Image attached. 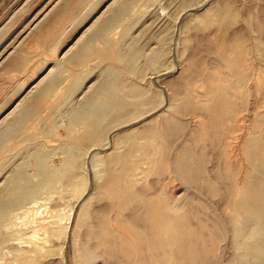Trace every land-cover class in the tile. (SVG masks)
Listing matches in <instances>:
<instances>
[{"label": "rangeland", "instance_id": "1", "mask_svg": "<svg viewBox=\"0 0 264 264\" xmlns=\"http://www.w3.org/2000/svg\"><path fill=\"white\" fill-rule=\"evenodd\" d=\"M122 5H127L126 11L119 12L121 9L118 11L117 8ZM223 8L226 13L219 17L217 13ZM115 11L119 12L118 17L106 27L103 39H95L97 30ZM205 12L209 17L217 14L209 24L206 21L209 17H203L207 16ZM262 25L264 0H0V99L10 82H19L16 94H10L0 105V193H5L1 190L14 174L18 179L29 178L31 183L42 184L41 194L38 192L33 196L39 195V200L33 198V202L29 200L27 205L20 203L21 207L11 209L0 220V264H118L101 242L110 240L112 235L118 236L120 229L116 221L137 211L138 199H131L132 202L130 199L124 202L120 197L115 199L114 196H118L116 191H113L112 198V193H107L110 190L103 187L106 169H121L118 164L110 165V159L115 155L121 157L120 163L124 167L127 166L124 173L132 192L161 190L165 197L185 202L187 206L183 213L186 210L192 212L191 225L194 228L203 218L208 227L220 220L225 214L224 200L230 194L225 185L233 180L237 171L233 165L242 163L247 141L264 123V115H260L264 112ZM234 34L242 37L241 45L245 49L240 47L241 53L238 50L233 54L228 49ZM85 45L89 46V52L85 56H74ZM117 52L118 57L112 55ZM110 67L112 70H107ZM120 79L122 89L117 85L109 92L114 97L139 96L137 109L128 106L124 122L112 123L103 133L100 127L109 121L107 118L99 120L97 135L96 132L89 134L96 138L90 137L92 140L87 142L86 127L83 122L73 120L74 114L77 116L78 112L82 117L90 107L101 109L105 103L95 96L101 81L102 85L119 84ZM40 81L48 83L49 95L43 99L36 97L26 112V96ZM217 104L223 106L224 119H229H222L220 127L210 122L215 120ZM22 110L26 112L24 115ZM197 114L203 117H194ZM20 115L22 118L18 119L16 116ZM205 121L211 123L208 128L213 129L214 134L204 133L209 131L208 128L203 131ZM13 122H17L14 138L7 134L13 128ZM164 122L177 128L176 132L169 134L171 142L159 140L144 157L143 151L138 146L137 150L135 148L136 144H141L139 139L145 140L142 137H135L137 141L133 139L134 132L137 130L135 134L139 135L140 131L152 128L149 125L159 127ZM226 123L229 125L225 128L223 124ZM231 125L236 129L231 131ZM112 132L113 137L108 134ZM201 132L204 134H199ZM217 135L219 142L215 138ZM225 136L226 142L220 140ZM75 137L79 138L77 142ZM132 145H135L134 149ZM39 169L46 172L40 173ZM227 173L233 177L225 176ZM218 174L221 175L219 181ZM42 175L48 178L39 179L44 178ZM130 202L136 204L132 206ZM120 206L125 207H121L124 211ZM112 207L114 211L110 210ZM35 208L42 209L41 215L49 218L42 221L41 229L36 232L37 247L29 238L35 227ZM103 210H107L105 229L90 237V231L95 229L93 224L99 220L92 219L99 218ZM107 216L111 218L109 222L113 220L112 224L108 223ZM89 222L93 223L88 227ZM220 231L215 238L207 234V229L203 231L210 239L205 243L212 249L207 253L209 264H257V258L250 256L247 259L244 250L242 257L241 249L230 236L229 227L222 226ZM213 241L215 244L211 243ZM86 243L91 244L90 248H86ZM99 247H105V253Z\"/></svg>", "mask_w": 264, "mask_h": 264}, {"label": "bare ground", "instance_id": "2", "mask_svg": "<svg viewBox=\"0 0 264 264\" xmlns=\"http://www.w3.org/2000/svg\"><path fill=\"white\" fill-rule=\"evenodd\" d=\"M123 6H125V8ZM126 6L127 5H122L119 8H117V10L118 9H121L120 11L118 10L119 12H121V11H123V10H125L127 8ZM129 10L131 11V8L130 7H129ZM219 11L220 12L217 13L219 17L224 16L225 13H226V9L225 8L220 9ZM119 12L118 13H116V11L113 12L110 15V17H108L105 20V24L104 25L102 24L101 27L97 30V33H95V35H94L95 36V39H103L104 30L106 29V27L108 25H110L112 22H114L117 19ZM127 12H129V11H127ZM205 13L207 14V12H205ZM215 14H213V15H215ZM124 15H126V14H124ZM213 15L211 16L212 18L209 17L210 16L209 14H207V16H203L205 19L209 17L206 20L207 21V24H209V22H212L213 21ZM205 19H203V20H205ZM262 26H264V25H262ZM257 28H259V27H257ZM259 38H261V37H259ZM252 40L254 41L255 39H252ZM89 41H90V39H89ZM242 41L243 40H242V37H240V35H235V34L232 35L231 38H230V42L228 43L229 44L228 49L230 50V52H233V54H234L235 51L238 52V50L240 49V47H242V45H241L242 44ZM254 43H257V42H254ZM258 43H257V45H258ZM105 44H103V45H105ZM253 45H255V44H253ZM107 47L109 48L111 46L108 45ZM131 47L133 49V46H131ZM242 48L245 49V47H242ZM254 48H255V46H254ZM89 49H90L89 46L88 45H85L83 47V49H81L79 51L80 53H77L74 56H76V57H80L81 55L85 56L89 52ZM256 49L258 51V48H256ZM240 51L241 50H239L238 53H241ZM110 52H112V51L110 50ZM118 52H120V51L118 50ZM118 52L116 54H112V55H116V57H118L117 56ZM244 52H247V51L244 50ZM121 54L123 55V53H121ZM135 54H136V51L133 53V56L134 57H135ZM246 55H247L246 53H245V55L243 54V56L245 57L244 59H246ZM125 56H126V54H125ZM133 56H132V58H133ZM228 56H230V55H228ZM116 57L114 56V58H116ZM122 58H123V56H122ZM226 59L228 60L229 58L227 57ZM120 60H122V59H120ZM230 60L231 59H229V61ZM234 60H236V58ZM117 61H118V59H117ZM123 61H124V59H123ZM237 67H239V66H237ZM108 69L110 70L111 67L110 68H107V70ZM114 72H119V71L118 70L117 71L115 70ZM258 74H260V73H258ZM113 75H114V73H113ZM110 77L112 78V76H110ZM117 77H115L113 79L115 80ZM107 78H108V76H107ZM114 80H112V81H114ZM123 82L125 83L126 81H123ZM120 84H121V79L119 81V84H117V83H110L108 85H105V84L102 85V81H101V86L99 85L100 88H99L98 92L95 93V96L99 97V101H101L102 103H105L103 105V107L101 109H99V110H97L95 107H93V108L90 107L89 112L88 111L86 113L83 112L85 115L82 114L79 111L82 115H84L82 117L79 116V113L78 112L76 113L77 116L74 113H73L74 116L72 114H70L71 116L74 117L73 120L75 122H78V121L79 122L80 121L83 122V124H84L83 126L86 127V133H87L88 136H89L90 133L96 132V129L98 128L97 125H99V120H103L104 121L107 118V121H109L108 124H106V125L103 124L100 127L101 128L100 129L101 131L100 130H97V131H100V132L103 133V131L106 129V127L109 126V125H112V123L117 122L118 124H120L121 122H124L123 121L124 118L128 115V111H127L128 106L133 105L134 108H135V110L137 109L138 101L141 99V98H139V96L138 97H134V98H131V97L130 98H128V97H125L124 98V97H121V96L114 97L112 95V92H109L111 88H113V87H115L117 85L120 86ZM125 84L128 85V83H125ZM106 86H108V87H106ZM41 87L39 88L40 91L38 90L39 91V95H40L39 98L41 97L43 99V97L49 95V94H47V92L51 88L48 87V83H47V86L42 87V88ZM120 88H121V86H120ZM128 89H129V87H128ZM128 89H126V90H128ZM89 96H87V99L89 98ZM186 96H188V95H186ZM141 97H143V96H141ZM90 100H89V102H91ZM182 100L183 99H181L180 101H182ZM87 102H86V104H87ZM188 104H191V103H188ZM86 107H88V105H86ZM222 107L223 106L221 104H217L215 106V109H214L215 110V117H214L215 120L210 121L212 123L219 124L218 125L219 127L222 125V123H221V122H223L222 119H224V117L222 115V109H223ZM88 108H86V109L88 110ZM180 108H182V107H180ZM188 108H191V107L188 106ZM229 110H231V109H229ZM192 111L195 112V109L193 108ZM207 111H209V110H207ZM26 112L22 110L21 113H23V115H24V113H26ZM201 113H203V112H201ZM197 115H195L194 117H198V118L199 117H203L201 114H197ZM207 115H208V113H207ZM227 115H228V113H227ZM260 115H264V112L262 114H260ZM16 117L19 118V116H16ZM245 117H248V116L245 115ZM69 118L71 119L72 117H69ZM238 119L239 118L237 117V120ZM242 119H240V121ZM224 120L225 121H227V120L229 121V119H224ZM230 120H233L232 117H231ZM234 120H236V118H234ZM245 120L248 121L247 119H245ZM13 121H14V119H13ZM210 122L208 123V121H205V123H204L205 128H204L203 131H206V128H208L211 125ZM249 122H250V120H249ZM166 123L165 122L164 123H161L159 125V127L156 124H155L156 125L155 127L149 125L148 127H152V128H150V129L147 128V129H145L143 131H140L139 132V135L135 134V132H138L136 130L134 132L133 139H135V137H136V139H139L137 137H142L141 139H144L145 141L139 139V141L141 142V144H136V148L134 147L135 145H132L133 146V149L135 148L137 150V148L139 147L143 151L144 157H146L145 154L147 153V151L150 150V149H152L153 146L156 145L159 140H162L163 139L166 142H169L170 143L172 138H171V136H169V134L171 132H176L177 131L176 130L177 128L171 127L168 123L167 124ZM188 125H189V123H188ZM226 125H229V124L228 123H226L225 125L223 124L224 127ZM235 125H237L236 122H235ZM260 125H262V126H260V128H258L257 133L252 138H250L247 141V143H246L247 150H246L245 158L243 157L242 163L239 164V165L238 164L237 165H235V164L233 165V168L235 166L234 169L237 170L236 171V174L234 173L235 176H234L233 180L231 178H229V179H231V181L228 180L230 182L225 185V190L228 191V193H230V194H228L227 198H225L224 203H223V210H224V213L225 214H224V216L223 215L221 216V219L220 220H215L214 223H212V225L210 227L207 226L206 221L203 218L202 220L201 219L199 220L198 227L194 228L191 225V218H192V215H193L192 212H190L189 210H186V213H183L184 209L187 206L186 203L185 202H182L181 203V202L175 200L174 198H172L173 199L172 200V199L168 198L167 196L165 197V195H163V192L161 190H159V191H151L150 192L148 189H147L148 191L147 190H144V189H141V190L138 189L139 190L138 192H136V193L135 192H132L131 191L132 187L130 189L129 185L127 184L128 183L127 182V176L125 175L126 173H124V170L126 169L125 167H127V166L124 167V164L122 163L123 164L122 165L120 163L121 157L119 155L113 156L110 159V165H112V164H116L117 165L118 164V165H120L121 169L114 170L113 171V170H110L107 167L109 170L106 169V171H107L106 172V176H105V178H106L105 181L106 182L103 184V187L107 191L110 190L107 193L111 192L112 193V196H111L112 198L114 196L113 191H116V193H118V196L115 195L114 198L115 199H119V197H120V199L124 200V202H125V200L127 201V199L128 200L130 199V201L132 202L131 199L136 200V198H137L138 199L137 200L138 209H137V211L135 210V212H133L131 214H128L127 216L124 215L125 218L119 219V217L117 216V218L119 220L116 221V225H117V228L120 229L119 234H118V232L116 233V234H118V236L114 237V235H112L113 238H110V240H108V241L101 242L103 244L101 246L102 247L103 246H106V248L108 249L109 253L116 258L115 260H117L118 264H209V259L207 257V253L210 252L209 250H212V249H210V246L207 245L208 244L207 242H206L207 244L205 243V241H207V240L209 241L210 239H207V236L204 234L203 231L205 229H207V234H209L210 237L212 235L213 237H211V238H215L218 235V233L222 232V231H220V229L223 226L225 228L226 227L227 228L229 227V230L231 232V235H230V233H228V234L230 236H232V239L234 240L235 244L237 245V248H240L241 249V250H239L240 251L239 253H241V251H242V257H243V250H244V255L246 256V258L247 257L249 258L250 256L253 257V258L256 257L257 260L255 259L256 260L255 263H257V264H264V123L263 124H260ZM83 126H82V129H85ZM201 126H202L201 129H203V125H201ZM223 126H222V128L225 129L226 127L224 128ZM214 127H217V126H214ZM230 127L231 128H229V129L231 130L233 128V126L231 125ZM236 127H238V125ZM210 128H212V127H210ZM233 129L235 130L236 128H233ZM253 129H254V131L257 130L255 128H253ZM208 130H209V128H208ZM212 130L211 131L210 130L209 131H206L204 133L205 134L207 132H208L207 134H210L211 132L213 133L214 131H212ZM220 132L223 133L224 130L223 131L220 130ZM202 133L203 132H201L199 134H202ZM9 134L11 135V132ZM9 134H8V136H9ZM81 134H84V133H81ZM108 134H110V136H111L113 134V132L112 133H108ZM238 134H240V133H238ZM92 135H93V133H92ZM92 135L89 136V140H87V142L92 140V139L90 140V137L96 138V137H94ZM96 135H97V132H96ZM127 135L131 137V135H129V134H127ZM174 135H176V134H174ZM218 135L220 136L219 133H218ZM218 135H217V137H215V138H217V142H219ZM212 136H214V135H212ZM12 137L14 138L13 135H12ZM112 137H113V135H112ZM84 138H87V137L84 136ZM101 138L102 137L100 136V140H101ZM9 139H11V138L9 137ZM75 139H76V137H75ZM75 139H74V141L77 142L79 138L76 139V140ZM175 139H177V138H175ZM223 139L225 141L226 136H225V138H221L220 140H223ZM142 141H143V144H142ZM173 142H175V140H173ZM221 142L222 141H220V143ZM77 144H79V143H77ZM224 144H226V143H224ZM73 146H74V143H73ZM93 146H94V144H93ZM141 150H140V152H142ZM240 150H242V147L240 148ZM96 153H95V155H96ZM148 153L150 154V152H148ZM161 154H162V152H161ZM86 155H87V153H86ZM70 158H73V157H70ZM144 159L146 160L147 158H144ZM143 161L144 160H142V162ZM152 161L153 160H150V163H152ZM158 161H161V160L159 159ZM224 161H226V159H224ZM239 161H241V160H239ZM153 163H157V165H158V162H153ZM227 166L225 164L224 168L226 169ZM185 168H187V167H185ZM229 169H231V168H229ZM235 170H233V171H235ZM40 171L43 172V173L46 172V171H42L41 169H39V172ZM128 171H129V169H128ZM233 171H231V172H233ZM67 172H69V171H67ZM221 172L222 171H220L219 173H221ZM101 173H100L101 175H104L103 172H101ZM203 174H204V172H203ZM43 175H48V174H43ZM218 175L220 176V178H218L217 181H219L221 179V175L220 174H218ZM228 175H229L228 173H227V175L225 174V176H228ZM231 175H233V174H231ZM231 175H229V176L230 177H233ZM17 176L18 175L14 174V176L11 177V179L8 181V184L5 185L4 189L1 190V191H5V193L4 194L0 193V220L3 217H5L6 214H8L11 209H14V208L17 209L16 206L21 207L19 205L20 203L23 204V202H25V204H26L27 201H29V200L32 201L33 198H38L39 197V195L37 197H33L35 194H37L38 192L39 193L42 192V190L40 189V186L42 184L40 185L39 182L37 184H34V183H31V179H29V178H28L29 180L26 179V178H24V177L18 179ZM38 176L41 177V175H39V174H38ZM130 176H134V174L133 175H130ZM187 176H188V174H187ZM197 176H198V174H197ZM46 178H48V177H46ZM46 178L44 177L43 179L42 178H39V179L44 180ZM62 178H63V176H62ZM62 178H60V179H62ZM223 178L225 179V177H223ZM55 179H58V178H55ZM68 179H70V178H68ZM47 181H49V180H47ZM43 182L44 181H42L41 183H43ZM65 183H68V182H65ZM211 184L212 183H210V185ZM130 185H132V184H130ZM200 185H201V183H200ZM133 186H134V184H133ZM207 187H209V186H207ZM209 190L210 189H208L207 191L209 192ZM215 191H217V190H215ZM210 195H212V194H210ZM232 196H234V197H232ZM39 199L40 198H38V200ZM35 200H37V199H35ZM234 200H235V203H234ZM25 204H23V205H25ZM134 205L132 204V206H134ZM111 206L112 205L110 204V208H111ZM30 207L32 209H34L33 206H30ZM121 207H124V206H120V208ZM127 207H128V203L126 205V208ZM20 209L21 208H19V210ZM113 209H115V208L112 207V209H110V210L111 211H114ZM124 209H125V207H124ZM106 211L103 210L100 213L99 218L92 219V221L98 220V219L99 220L93 224V227L95 229H94V231L93 230L90 231V233H89V236L90 237H93L94 235L96 236L97 235L96 233L99 232L100 229H102V230L105 229V226H106V215H107ZM111 211L110 212L108 211V212L111 213ZM121 211H124V210H122V208H121ZM35 212H37V216H35L34 219H33V221L35 223V227L31 229V232L32 233L29 235L30 240L32 242H34L33 243L34 245H36L35 238L38 237L37 234H36V232H37L38 228L41 229V227H39V226H42V221H45V220L48 221L49 220V218L48 219H45L47 217H43L41 215L42 209L35 208ZM49 213L51 214L50 211H49ZM13 216L17 217L16 215H13ZM108 216H110V215H108ZM108 216H107V219H108L107 221H108V223L112 224L113 223V220H112V222H109V218L110 217H108ZM119 216L121 218V214ZM6 220H8V218ZM126 222L127 223L129 222V224H126ZM92 223L89 222L87 226L89 227L90 226L89 224L92 225ZM8 224H12V222L11 223H8ZM1 225H0V228H2ZM5 225H6V223H5ZM7 226H9V225H7ZM43 227H45V226H43ZM111 228H112V226H111ZM47 229L48 228H45V230H47ZM114 229H116V228H114ZM109 231L111 232V230H109ZM102 234H103V232H102ZM0 235H2V234L0 233ZM87 235H88V233H87ZM103 235H102V237H103ZM221 235L223 236V234H221ZM225 235H226V233H225ZM15 239L18 240L17 238H15ZM42 239H43V237H42ZM102 239H104V238H102ZM221 239H222V237H221ZM0 240H2V239H0ZM87 241H89V240H87ZM229 241H230V239H229ZM24 242H26V241H24ZM211 243H214V241L211 242ZM218 243H219V241H218ZM42 244L44 245V243H42ZM86 244L84 246H86ZM94 244H95V242H94ZM89 245H91V244H87V247L86 248H90ZM36 247H37V245H36ZM92 247L93 246H91V248ZM94 247L97 248V246H94ZM102 247H99L100 250L101 249L102 250L105 249V247L104 248H102ZM214 247L216 248V246H214ZM39 248H41V247H39ZM215 248H213V249H215ZM90 252H92V250ZM93 252H95V251L93 250ZM103 252L105 253L104 250H103ZM103 252H101V253H103ZM236 252H238V251H236ZM20 253H22V252H20ZM218 253H219V250H218ZM106 254L108 255V252ZM103 255H101V256L103 257ZM105 257H103V258H105ZM109 258H107V259H109ZM107 259H105V260H107ZM236 259H237V257H236ZM23 260H25V259L23 258ZM245 261H247V260H245ZM117 262H115V263H117ZM243 263H244V261H243ZM248 264H250V263H248Z\"/></svg>", "mask_w": 264, "mask_h": 264}, {"label": "crops", "instance_id": "3", "mask_svg": "<svg viewBox=\"0 0 264 264\" xmlns=\"http://www.w3.org/2000/svg\"><path fill=\"white\" fill-rule=\"evenodd\" d=\"M23 75L24 74H22V76L21 77H23ZM18 84H19V82L17 83V81L15 80V81H13V82H10V84L9 85H7V87L5 88V90H4V94H3V97L0 99V105H1V103H4L6 100H7V97L10 95V94H16V91H15V88L18 86ZM46 84V82H43V81H40L39 83H38V86L36 85V88L34 89H32L31 91H30V93H28V95L26 96V99H25V101H26V104H28L26 107H27V109H26V111H28V110H30V108H31V106L30 105H33V103H34V99H36V97H39L40 95H39V91H40V87L42 86V87H45V86H47V84ZM41 87V88H42ZM39 90V91H38ZM48 93V92H47ZM47 95V94H46ZM29 102L31 103V104H29ZM23 109V108H22ZM19 113V112H18ZM22 118V116L20 115L19 116V118L18 119H21ZM9 126V123H7L6 124V126H4V127H8ZM17 126V122L16 123H14L13 125H12V129H11V135H14L15 133H16V127ZM1 133V132H0ZM4 133V132H3ZM9 134V133H8Z\"/></svg>", "mask_w": 264, "mask_h": 264}]
</instances>
